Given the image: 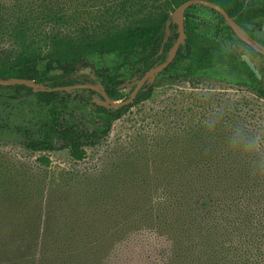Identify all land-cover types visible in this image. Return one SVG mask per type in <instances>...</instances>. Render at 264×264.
<instances>
[{
	"label": "trees",
	"instance_id": "16d2710c",
	"mask_svg": "<svg viewBox=\"0 0 264 264\" xmlns=\"http://www.w3.org/2000/svg\"><path fill=\"white\" fill-rule=\"evenodd\" d=\"M186 1L165 0L159 15L149 12L146 18L142 15L160 0H105V16L96 18L66 1L0 4V79H30L46 89L73 86L78 65L92 55L112 53L124 63L138 56L146 73L167 60L173 46L165 43L167 23ZM207 1L221 6L244 30L246 23L264 20V0ZM95 27L99 34L92 35ZM171 29L178 37L177 26ZM185 29L187 41L174 62L184 59L183 50L189 73L221 61L216 41L196 33L190 22ZM241 61L249 78L260 84ZM56 69L63 73L49 78ZM107 81L108 96L121 100L125 82L111 76ZM11 88L34 94L26 86ZM153 92V86L146 87L120 109L94 103L98 122L92 129L61 118L68 109L66 92L34 94L51 106L50 118L40 139L25 133L27 148L54 151L58 140L72 160L82 162L127 109ZM257 92L263 100L264 88ZM201 105L213 109L208 102ZM225 110V115L199 120L168 110L172 119L139 135L144 148L98 188H76L2 167L0 264H264V140L258 151L245 146L257 134L264 138V118ZM40 161L51 166L48 156Z\"/></svg>",
	"mask_w": 264,
	"mask_h": 264
},
{
	"label": "rangeland",
	"instance_id": "374dc122",
	"mask_svg": "<svg viewBox=\"0 0 264 264\" xmlns=\"http://www.w3.org/2000/svg\"><path fill=\"white\" fill-rule=\"evenodd\" d=\"M15 1L17 0H0V4L11 6ZM59 1H66V4L69 3L79 10H87L95 18L105 16L103 7L105 0ZM164 9L165 0H160V3L154 6L150 5V11L142 17L146 18L145 15L149 12L157 16ZM186 22H190L199 35L216 41L217 54L222 56L221 61L216 62L211 68L189 73L188 52L183 50L184 59L171 63L173 64L171 69L168 71L166 69L156 76L151 85L154 87L152 96L147 101L127 109L123 117L113 124L109 136L97 146L88 148V156L82 162L72 160L68 150L62 148V143L58 140L54 142L56 147L54 151L33 152L28 149V138L25 133L31 132L35 140L44 136L42 127L50 118L51 106L40 103L34 94L27 91L18 93L11 87L0 86V169L8 166L14 174L22 171L32 175L39 173L48 180L56 179L59 184L86 189L91 188L89 187L91 185L98 188L99 184H104L113 177L123 163L128 162L137 151L144 148L145 143L138 139L139 135L149 133V127L155 130L159 126L162 128L163 123H168L172 119L168 118V110L175 111V116L179 118L194 116L197 120L202 117L209 119L210 115L216 116L220 113L225 115V109L230 114L264 118V99L258 98L257 92V89L264 88V57L256 55L246 45L240 43L225 20L209 8L192 6L186 11ZM245 28L246 35L252 41L264 46V20L248 22ZM176 32L178 34L177 30ZM91 34H99L98 28L95 27ZM177 39L170 25L165 30V43L174 45ZM244 55L254 62L260 72V84L249 78L241 61ZM124 62L115 53L104 56L92 55L88 57L86 63L77 67L73 81L77 84L87 83L105 88V84L108 85L107 76L115 77L125 82L119 88L121 100L115 101H125L133 93L136 82L146 73H143V63L138 56L128 63ZM44 69L45 65L41 64L39 72L43 73ZM62 73L56 69L47 76L53 78ZM134 78L137 80L133 84ZM150 82L151 79L143 87H148ZM131 83L133 85L130 86ZM62 96L67 99L68 109L62 113L61 118L69 123L92 129L94 123L98 122L93 98L101 100L99 94L96 92L91 94L87 90H74ZM206 102L212 104V110L202 108L201 104ZM42 156L49 157L51 161L49 168L42 165L40 161Z\"/></svg>",
	"mask_w": 264,
	"mask_h": 264
},
{
	"label": "water",
	"instance_id": "95a60500",
	"mask_svg": "<svg viewBox=\"0 0 264 264\" xmlns=\"http://www.w3.org/2000/svg\"><path fill=\"white\" fill-rule=\"evenodd\" d=\"M192 6H203L206 8H209L211 10H214L218 12L225 20V22L228 24V26L231 28L233 33L246 45H248L251 49L255 50L256 52L260 53L264 56V47L261 46L259 43L252 41L245 33V30L232 18L230 15L218 4H215L213 2L207 1V0H188L182 5H180L172 14H171V20L167 23V28L170 27L171 24L177 26L178 31V39L177 42L173 45L171 50L169 51V55L167 60L164 63L156 65L154 68H152L150 71H148L145 76L138 80L137 78H134V82H136L135 89L129 99L117 102L110 98L108 94L105 91V88L99 87L97 85L93 84H82V85H74V86H67V87H58L55 89H46L41 84L36 83L34 80L30 79H22V78H12L9 80H3L0 79V86L2 87H13V86H26L28 88H31L33 90L34 94H37L39 92H70L74 90H80V89H89L93 90L96 93L100 94L103 97V100H100L98 98H94V103H96L99 106L112 108V109H119L124 106L131 105L134 100L136 99L138 93L143 88L144 84L151 79L150 85H153L156 76H158L159 73L166 70L171 63L174 62L175 57L178 53L179 48L181 45H185L187 40V34L185 29V14L186 11L191 8ZM244 62L248 65V67L254 72V74L257 76L258 79H261V75L259 74L258 70L256 69L254 63L250 60V58L246 55L242 56ZM79 67V65L77 66ZM132 83L129 84L130 86L133 85Z\"/></svg>",
	"mask_w": 264,
	"mask_h": 264
},
{
	"label": "clouds",
	"instance_id": "9594fccd",
	"mask_svg": "<svg viewBox=\"0 0 264 264\" xmlns=\"http://www.w3.org/2000/svg\"><path fill=\"white\" fill-rule=\"evenodd\" d=\"M214 123L215 122L213 121V124L209 126H214ZM262 140H264V138H262L260 134H257L255 137L251 138L245 146L249 150L258 151L260 149ZM233 143H236L235 137L233 138Z\"/></svg>",
	"mask_w": 264,
	"mask_h": 264
},
{
	"label": "flooded vegetation",
	"instance_id": "af4514ba",
	"mask_svg": "<svg viewBox=\"0 0 264 264\" xmlns=\"http://www.w3.org/2000/svg\"><path fill=\"white\" fill-rule=\"evenodd\" d=\"M233 32V31H232ZM236 36V35H235ZM238 38V37H237ZM239 39V38H238ZM240 40V39H239ZM187 41V40H186ZM243 42V41H242ZM246 45V44H245ZM249 49H251L248 45H246ZM262 46V45H261ZM173 47V46H172ZM264 47V46H263ZM180 49V48H179ZM256 55H258V56H261V57H264L263 55H261L260 53H258V52H256L255 50H253V49H251ZM179 51V50H178ZM242 60H243V58H242ZM251 60V59H250ZM244 61V60H243ZM252 61V60H251ZM253 62V61H252ZM254 63V62H253ZM255 65V64H254ZM256 67V66H255ZM151 70V69H150ZM149 70V71H150ZM252 71V70H251ZM253 72V71H252ZM259 72V71H258ZM147 73V72H146ZM254 73V72H253ZM259 74H260V72H259ZM145 76V75H144ZM257 77V76H256ZM260 80V79H259ZM87 84V83H86ZM77 85H82V84H77ZM94 85V84H93ZM123 85V84H122ZM74 86V85H73ZM14 87V86H13ZM143 89H145L144 87L141 89V90H143ZM80 90H89V89H80ZM140 90V91H141ZM91 91H93V90H91ZM106 91V90H105ZM95 92V91H94ZM98 94V93H97ZM139 94V93H138ZM100 95V94H99ZM95 98V97H94ZM94 98H93V101H94ZM101 100H103V99H101ZM135 101V100H134ZM111 109V108H110ZM120 109V108H119Z\"/></svg>",
	"mask_w": 264,
	"mask_h": 264
}]
</instances>
